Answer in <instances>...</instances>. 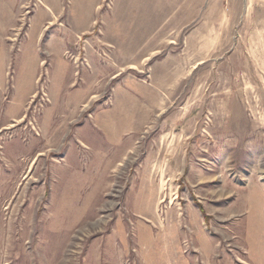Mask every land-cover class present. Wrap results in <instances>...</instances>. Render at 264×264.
I'll return each mask as SVG.
<instances>
[{"label": "rangeland", "instance_id": "1", "mask_svg": "<svg viewBox=\"0 0 264 264\" xmlns=\"http://www.w3.org/2000/svg\"><path fill=\"white\" fill-rule=\"evenodd\" d=\"M3 170L0 264H264V0H0Z\"/></svg>", "mask_w": 264, "mask_h": 264}, {"label": "bare ground", "instance_id": "2", "mask_svg": "<svg viewBox=\"0 0 264 264\" xmlns=\"http://www.w3.org/2000/svg\"><path fill=\"white\" fill-rule=\"evenodd\" d=\"M9 165H10V167H9L10 169H14V168H12V166H15L14 164H12L10 162ZM15 167H17V165ZM6 172H7V176H6ZM11 177H12V174H8V171H6V170H3L2 173L0 174V199H1L0 201H5V203L7 201H9L11 198V197L9 198L10 194L8 192L9 188L11 187V183H12ZM28 177L29 176H25L24 179H26ZM16 179L18 182L20 180V176H18ZM22 197H23V193H20L19 196L14 197L13 202H15L17 205L20 202V200L22 199ZM16 205L13 208H12V205L8 206L6 208V210H7L6 213L3 209L0 208V217L3 220H8V224L3 225L4 227H2V234L4 236H6V242H8V243L14 241V239L17 237H21V235H23V232L25 231L26 227L28 226V224H25L24 221L19 222L18 220L15 219L16 208H17ZM21 224H22V226H21Z\"/></svg>", "mask_w": 264, "mask_h": 264}, {"label": "crops", "instance_id": "3", "mask_svg": "<svg viewBox=\"0 0 264 264\" xmlns=\"http://www.w3.org/2000/svg\"><path fill=\"white\" fill-rule=\"evenodd\" d=\"M123 94H125V99L127 100V103H125V104H123L124 105V107H125V111H124V113H125V115H128L129 117L131 116V115H133V109L134 108H132V106L130 105L131 103H132V101H134L135 99H136V97H135V95H134V93L133 92H131V91H126V93H123ZM113 112V111H112ZM114 112H115V114H116V110H114ZM123 113V114H124ZM118 114V113H117ZM114 125H116L117 126V122H115L114 121V123H113ZM107 126V125H106ZM108 126H110V125H108ZM262 228H264V226H262ZM258 234V233H257ZM260 236L261 237H263L264 236V231H262L261 233H260ZM253 237V233L251 234V238Z\"/></svg>", "mask_w": 264, "mask_h": 264}]
</instances>
